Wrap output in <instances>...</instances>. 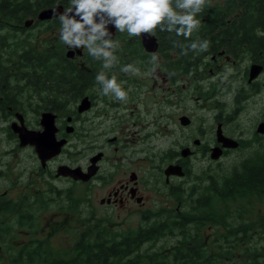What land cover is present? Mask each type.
I'll return each instance as SVG.
<instances>
[{
  "label": "flooded vegetation",
  "instance_id": "af4514ba",
  "mask_svg": "<svg viewBox=\"0 0 264 264\" xmlns=\"http://www.w3.org/2000/svg\"><path fill=\"white\" fill-rule=\"evenodd\" d=\"M226 1L211 0L210 5L205 6V14L210 12L212 6L220 4L228 6ZM31 18H34L31 26L41 24L37 15ZM230 19V17L227 18V21ZM204 20L208 21L209 18L204 16ZM20 29L23 28L20 27ZM237 30L248 32L245 37L249 39L240 41L239 37L243 38V35L234 32ZM204 40L210 42L209 49L201 52L202 56L197 58L184 73H177L175 66L169 68L165 65L164 56L167 53H162L160 50L159 36V47L155 52L146 50L142 40L133 39L130 43L137 46L130 51L133 55L147 54L151 57L150 53H153L158 56L159 66L153 72L155 77L159 74L163 81L168 83V94L163 99L165 105L173 108L183 103L185 108L179 113L175 112L173 130H171L173 135L169 133L171 140L187 141L167 149V156L163 160L160 157L162 154L160 153L159 156L155 152L147 153L146 156H137L136 158L140 161H132L128 164L131 168H124L123 174L107 188L105 195L99 198L102 205L114 204L124 207L133 203L139 207L147 206L150 196L142 190L144 179L136 169L138 166H143V159L150 164L148 174L154 186V181H160V175H162L176 197H179L177 192L179 190L191 198H199L204 192L213 195L217 204L224 201L223 196L213 193L212 188L208 189L209 182L213 181L215 176L218 180H223L225 171L232 166L223 171L211 170L209 166V170L203 169L202 172L197 173L195 159L208 157L219 160L232 149H240L251 144L264 145V130L260 129L264 127V27L207 24L202 27L200 41L195 42ZM82 49V53H75L70 58L81 61L86 52L85 48ZM253 65L261 66V70L250 79ZM10 66V73H0V78L5 77L6 81H0V144L3 145L0 146V264H28L25 257L46 256L49 252L54 255L60 254L49 248L48 229L42 227L43 221L48 217L50 205H55L58 211L65 209L66 189L69 188L57 182L68 179L73 182L91 183L93 186L95 182L101 184L112 182L115 178L114 173L122 165L118 163L108 172H104L103 169L106 159L123 157L118 154L119 145L113 147L114 154L111 152L112 149L107 151L103 147L94 148L89 161L85 164L80 162L83 151L79 148L81 143L91 147L96 145L98 140H103L105 143L124 140L123 147L127 150L124 153L128 157L129 150L138 152L136 149L143 147L138 146L140 143L156 138L152 136L153 132H145L143 129L145 124L138 117L118 118L116 116L114 111H121L119 106L123 104L112 95L102 94V86L95 79L99 72L53 74L51 77L53 82L49 84V77L43 74L18 72L17 69L21 68V65ZM104 73L109 79L115 76L121 87L128 92V97L134 89L141 88L139 85L143 83L142 79L135 78L129 72ZM50 85L52 87L54 85L55 88H50ZM158 85V96L155 102L158 103L159 109L161 101L160 84ZM85 96L88 97L90 106L80 111L79 105ZM249 105L256 106L253 119L247 121L243 118L242 122L239 121L240 117L249 113L247 109ZM193 107L205 110L208 114L199 112L201 119L199 122V119L195 118L196 113L193 112ZM48 111L55 116L56 140L67 141L59 154L43 160L37 147L38 142L24 143L22 140L41 139L45 142L48 139L42 122L43 113ZM158 113L157 124L160 117H163L159 110ZM209 115L212 122L205 125ZM183 116L189 118V123H183ZM116 117L118 122L114 124L112 130L114 127H120L122 136L117 133L108 135V130L112 126L109 125V121ZM157 127L156 132L167 129L163 127L159 130V125ZM128 130H135V133L141 130L142 132L131 136L127 134ZM26 131L36 132V139L22 137V133ZM219 133L239 140L240 143L235 148H224L219 158H213L212 148L221 144L218 141ZM184 148L189 149L187 155L183 154ZM99 152H102V155L96 161L97 171L88 180L75 179L70 174L57 173L61 164H67L72 168L81 167L87 171L92 156ZM65 153L69 156L68 160L62 159ZM247 156L250 154L244 157ZM165 162L167 164L164 166ZM171 163L180 164L185 174H171L167 177L165 168ZM254 164L258 163L254 162ZM133 172L136 174L135 178H132ZM257 190L252 188L250 195H259ZM139 197H142L141 201L138 200ZM180 205L181 200L178 199L176 208L178 209ZM16 233L17 238L12 239ZM202 236L206 238L205 232ZM221 236L224 239V233H221ZM206 244L210 245L208 242ZM250 251L253 256L249 260L254 262L257 256L264 255L263 249H250ZM214 252L215 250L212 249V253ZM224 261V257L219 260L220 264ZM261 263H264V259L260 260Z\"/></svg>",
  "mask_w": 264,
  "mask_h": 264
},
{
  "label": "trees",
  "instance_id": "16d2710c",
  "mask_svg": "<svg viewBox=\"0 0 264 264\" xmlns=\"http://www.w3.org/2000/svg\"><path fill=\"white\" fill-rule=\"evenodd\" d=\"M59 3L66 7L70 6V0H0V73H10V65H21V68L17 69L18 72L43 74L49 77L50 84L53 82L51 78L53 74L114 72L121 71L122 66L129 64L149 67L150 63L146 62L147 54L130 53L137 47L130 43L133 39L141 41V37L129 38L126 32H117L114 38L116 41L120 38L122 44H119V49L115 53L119 64L111 69H104L102 61L94 60L87 50L81 61L70 58L66 54L67 46L62 44L59 38L39 45L32 41L31 37L20 35L28 29L24 26L26 19L36 17L42 8ZM226 3L228 6L222 4L212 6L208 14H205L204 7L196 17L201 21V27L188 40L176 36L174 32L157 31L160 50L162 53H167L164 56L167 67L175 66L177 73H184L197 58L202 56L201 52L190 48L187 55H184L183 48L174 42L188 46L191 42L200 41L204 25L264 27V0H227ZM217 10L218 13H214ZM204 16L209 20H204ZM229 17L231 19L227 21ZM44 21L49 22L48 27H60L57 17L40 20V23ZM234 32L243 35V38L239 37L240 41H243L246 38L245 34H248L243 30ZM0 81L6 82L5 77H1ZM53 87L55 88L54 85ZM53 87L50 85V88ZM251 152L250 156L241 158L226 170L223 180L220 181L215 176L214 180L209 182L208 189L212 188L213 193L223 196L224 201L245 199L250 195L252 188L258 189L257 193L263 195L264 149L257 148ZM167 153V149L161 152L162 160ZM177 192L178 199L181 200L178 209L161 208L146 212L140 225L127 230H114L105 220L89 223L80 232L73 246L63 254L54 255L49 252L46 256L34 255L24 259L28 264H220L221 257H234L236 251L228 254L222 250L220 241L215 242V252L212 253L213 248L206 244L205 237L202 236L209 221L217 220L212 217L217 213L213 195L202 192L199 198H191L181 190ZM66 196L68 205L78 208L79 202L75 190L66 189ZM261 221V232L255 240L256 244L244 245L247 250L249 247L264 250V216ZM224 222H227L225 218ZM227 226L228 231L223 240L229 241V249L232 250L236 247V242L243 244L247 240L250 226L245 222L237 225L227 222ZM256 259L255 262L250 260L247 263L260 264L264 255L257 256Z\"/></svg>",
  "mask_w": 264,
  "mask_h": 264
},
{
  "label": "rangeland",
  "instance_id": "374dc122",
  "mask_svg": "<svg viewBox=\"0 0 264 264\" xmlns=\"http://www.w3.org/2000/svg\"><path fill=\"white\" fill-rule=\"evenodd\" d=\"M48 25L49 22L46 21L39 24L38 26L30 25L27 27L28 29H25L20 33V35L31 37L32 41L39 45H42L45 42H53L55 38H59L60 27H48ZM117 41L119 44H122L120 38H117ZM146 62L150 63L148 68L132 64L134 68L139 69V72L129 73L133 74L135 78L142 79L143 83L139 85L141 88L134 89L129 94L127 100L122 102L123 105L119 106L121 111L114 112H116V116L118 118L126 116L138 117L143 121V124H145L143 126L145 132H153L152 136H154L156 139L140 143L138 146L143 147L137 148L136 150H138V152H132L129 150L128 157H126L124 153L127 151L123 147L124 140H118L115 143H105L103 140H98L96 145H91V147H88V144L86 143L80 144L79 148L83 151L79 161L84 164L89 161V156L92 154L91 151L94 150V148L103 147L107 151L112 149L111 152L114 154L115 151L113 147L115 145H119L120 148L118 154L123 157H112L106 159L103 163V169L104 172H108L112 166H115L118 163H121L122 165L120 166V169L114 173L115 178L112 182H104L102 184L95 182L94 186L91 183L73 182L68 179L59 180L57 182L64 187L75 190V194L79 202L77 204L78 208H72L68 205L69 201L65 197L64 211H58L55 205H50L48 217L43 221L42 227L44 229H48L47 236L50 244L49 247L51 250L57 253L60 252V254H63L66 250L71 248L74 242L78 239L80 232L86 228L89 223L105 220L114 230H127L130 227H136L140 225L143 221V215L146 212L160 210L161 208H172L176 207L178 204V196L176 197V194L171 191L169 185L165 183V178L162 175H160V181H154L155 186L153 185L148 174L150 164L145 159L142 160L144 162L143 166H138L136 169L140 174H142L144 179L142 182V190L145 193H148L150 196L146 207H139L137 205L135 206L133 203H130V205L124 207L114 204L102 205L99 201V198L102 195H105L107 188L112 186L116 182L117 178L123 174L124 168H131L128 166V164H130L132 161H140V159L136 158L137 156H146L147 153L152 152H155L160 156L162 151H165L170 147H177L182 142L187 141L171 140V134L173 135L171 130H173L175 112L179 113L185 109L183 103L178 104L173 108H171V106L168 107L165 105L163 99L168 94V83H165L159 74H157V77L154 76V72L150 70L152 68L151 58L147 57ZM158 84H160L161 101V106L159 109L158 103L155 102V99L158 96ZM257 106H260V104H257ZM193 109V112L196 113L195 118L199 119V122L201 121L199 118V112H202L205 115L208 114V112L205 110L202 111L201 109H197L195 107H193ZM247 109L249 113H246L245 116L240 117L239 121L242 122L243 118H246L247 121L253 119L252 116L256 112V106L249 105ZM158 110L163 115V117H160V120L157 124L156 115L159 114ZM209 116L210 117L206 119L207 122L205 125L212 122L211 115ZM117 117L109 121V125L112 126L108 130V135H114V133H117L119 136H122L120 127H114L112 130L114 124L118 122V120H116ZM157 125H159V130L163 127H166L168 130L166 129L163 132H156L158 129ZM139 128L141 129L142 127ZM129 130L127 131V134L131 136L138 135L140 132H142L141 130L135 133V130ZM0 146L3 145L0 144ZM257 148L264 149V146L261 144H251L245 145V147L240 149H232L227 155L221 157L219 160L208 157L197 158L195 159V170L197 173H200L203 171V169L209 170V166H211V170H226L237 161H240L242 157L252 153L251 151ZM62 159L68 160V154L65 153ZM166 164L167 163L165 162L163 165L165 166ZM215 210L217 213L216 215H212V217L217 220L209 221V223L204 228L206 235L205 241L210 245L212 244L213 246H209L213 249L215 248L216 243L220 241L221 248H223L222 250L226 251L228 254L236 251V255L234 257H230V260H226L228 257L225 256V261L223 264H248L247 262L250 261L249 258H251L253 254L250 251V247L248 248V251H246L247 249L243 246L248 244H256L255 240L257 239L258 234L261 232V218L264 216V195L259 196L252 194L245 199H239L236 201H220L215 204ZM224 218L228 223L237 225L239 223L245 222L250 226L248 229V235L246 236L247 240L244 242L242 241L243 244L236 242V247L232 250L229 249V241L223 240V237L221 236V233H224L225 235V233L228 231L227 222H224ZM17 236V233L14 234L12 239L17 238ZM220 236L221 238H218ZM243 260L244 262H242Z\"/></svg>",
  "mask_w": 264,
  "mask_h": 264
},
{
  "label": "clouds",
  "instance_id": "9594fccd",
  "mask_svg": "<svg viewBox=\"0 0 264 264\" xmlns=\"http://www.w3.org/2000/svg\"><path fill=\"white\" fill-rule=\"evenodd\" d=\"M211 0H70V6L63 12L59 6L52 10L53 16L60 22L59 39L70 50L85 48L94 59L102 61L104 69H111L119 64L115 54L119 42L113 39L109 26L119 33H127L129 38L143 35L155 36L157 31L174 32L178 37L188 40L194 32H198L201 21L197 14L210 5ZM183 48L187 55L188 49L205 52L210 42H193ZM151 71L158 65V56H151ZM121 71L138 73L133 65H124ZM96 82L102 86V94L112 95L116 100L125 102L128 92L125 91L117 78L110 79L101 71Z\"/></svg>",
  "mask_w": 264,
  "mask_h": 264
},
{
  "label": "water",
  "instance_id": "95a60500",
  "mask_svg": "<svg viewBox=\"0 0 264 264\" xmlns=\"http://www.w3.org/2000/svg\"><path fill=\"white\" fill-rule=\"evenodd\" d=\"M57 6H59L60 12H63L67 8L62 3L42 8L37 14V19L47 20V19L54 18L52 10L56 8ZM33 21H34V18H28L25 20V25L29 26L33 23ZM109 30L112 32V35L114 38L116 36L117 31L112 26H109ZM141 40L143 42L145 49L150 52H155L159 47V41H158L157 35L149 36L145 34L141 37ZM82 50L83 49L81 48V49L73 51L68 48L66 54L67 56H73L75 55V53H82ZM260 70H261V66L257 67L256 65H253L251 67L250 79L256 76ZM89 106H90L89 99L87 96H85L79 105V109L80 111H82L88 108ZM54 117H55L54 114L50 111L43 113L42 122L45 125V128H46L45 134L47 135V138H48L47 140H45V142H42L41 139L37 140L36 139L37 135H35L37 133L34 131H26L22 133V137L24 138L31 137L33 139H36V140H22V142L24 143L29 142V141H32V142L36 141V143L38 142L37 147H38V150L43 160H46L48 158H51L59 154L62 151V148L64 147L67 141V140H56L55 131L57 129H56ZM182 121L183 123H189L190 120L187 116H183ZM260 129L264 130V127ZM219 139L220 140L218 141L221 144L212 148L213 158H219L222 155L224 148H235L239 146V143H240L239 140H235L232 137L225 136L223 133H219ZM188 153H189V149L184 148L183 154L187 155ZM101 155H102V152H99L96 155L92 156L91 164L89 165L87 171H84L81 167L72 168L67 164H61L58 167L57 173L59 175L60 174H70L75 179L88 180L97 171L98 165L96 164V161L101 157ZM165 173L167 177H169L171 174L184 175L185 171L180 164L171 163L167 165V167L165 168ZM135 177H136V174L133 172L132 178H135ZM138 200L141 201L142 197H139Z\"/></svg>",
  "mask_w": 264,
  "mask_h": 264
}]
</instances>
